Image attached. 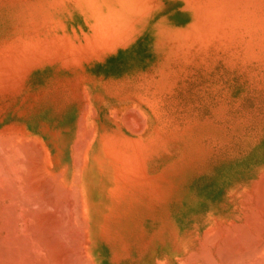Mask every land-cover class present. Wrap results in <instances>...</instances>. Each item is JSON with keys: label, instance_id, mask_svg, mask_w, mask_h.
Instances as JSON below:
<instances>
[{"label": "rangeland", "instance_id": "rangeland-1", "mask_svg": "<svg viewBox=\"0 0 264 264\" xmlns=\"http://www.w3.org/2000/svg\"><path fill=\"white\" fill-rule=\"evenodd\" d=\"M79 1L0 0V130L55 132L84 92L97 94V115L105 98L134 103L148 119L149 175L165 170L170 188H154L146 214L156 257L162 225L183 231L264 164V0ZM105 242L102 258L119 252Z\"/></svg>", "mask_w": 264, "mask_h": 264}, {"label": "bare ground", "instance_id": "bare-ground-1", "mask_svg": "<svg viewBox=\"0 0 264 264\" xmlns=\"http://www.w3.org/2000/svg\"><path fill=\"white\" fill-rule=\"evenodd\" d=\"M96 95L84 92L83 103L79 93L74 120L55 132L17 122L0 130V264H125V254L130 264H264V164L209 201L183 231L162 225L156 244L164 248L150 255L151 192L170 188L165 170L149 175L157 164L140 149L148 119L123 98H105L100 118L88 98ZM140 230L146 239L137 241ZM106 240L118 245L115 259L102 258ZM165 248L173 256L161 257Z\"/></svg>", "mask_w": 264, "mask_h": 264}]
</instances>
